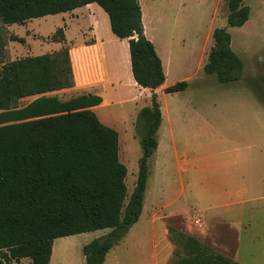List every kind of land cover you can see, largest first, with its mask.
I'll return each mask as SVG.
<instances>
[{
    "label": "rangeland",
    "instance_id": "1",
    "mask_svg": "<svg viewBox=\"0 0 264 264\" xmlns=\"http://www.w3.org/2000/svg\"><path fill=\"white\" fill-rule=\"evenodd\" d=\"M139 3L146 33L156 37L159 45L166 39L176 53L177 67L172 80L167 74L168 85L181 80L188 85L177 92L157 94L162 119L156 134L158 147L148 159L142 211L108 251L104 264H144L150 257L153 233L158 250L169 245L168 264H174L184 253L171 240L168 226L239 264H264V0H242L249 16L236 27L226 25L227 0ZM89 12L93 15L72 21L65 32L76 87L50 95L66 100L95 91L89 87L98 88L106 74L117 78L118 82H106L104 90L115 102L102 103L95 113L104 124L105 118L112 120L110 126L118 133L128 198L141 156L137 113L149 105L150 96L148 90L133 86L128 48L109 30L106 13L96 4ZM63 18V13L49 14L2 26L0 59L54 50L57 43L49 37L62 27ZM89 20L99 23L97 34L107 50L103 57L97 56L95 48L80 50L72 40L79 37L78 24ZM216 27L229 32L231 49L243 63L233 82H219L216 74L202 70L213 44L211 28ZM10 35L24 41L12 40ZM33 98L25 97L21 104ZM107 231L55 238L49 264H84L82 245ZM21 264L31 263L25 258Z\"/></svg>",
    "mask_w": 264,
    "mask_h": 264
},
{
    "label": "trees",
    "instance_id": "2",
    "mask_svg": "<svg viewBox=\"0 0 264 264\" xmlns=\"http://www.w3.org/2000/svg\"><path fill=\"white\" fill-rule=\"evenodd\" d=\"M96 3L108 16L111 32L127 39L135 83L150 89L149 105L139 108L136 128L141 156L127 198L126 167L118 156V133L91 107L101 96L82 93L61 100L48 94L75 85L70 48L62 27L50 40L58 49L13 60L0 59V264H49L55 238L108 231L82 245L85 264H102L106 253L142 211L148 159L157 147L161 110L153 89L165 79L153 43L143 33L138 0H0V30L32 18L69 12ZM226 25L241 26L249 16L242 0H227ZM213 44L202 66L217 81L239 78L243 67L224 27L212 30ZM23 42L22 37L10 35ZM186 80L164 88L183 90ZM34 98L21 104L25 97ZM127 198V199H126ZM183 256L174 264H239L195 237L167 227Z\"/></svg>",
    "mask_w": 264,
    "mask_h": 264
},
{
    "label": "crops",
    "instance_id": "3",
    "mask_svg": "<svg viewBox=\"0 0 264 264\" xmlns=\"http://www.w3.org/2000/svg\"><path fill=\"white\" fill-rule=\"evenodd\" d=\"M138 2H139V0H138ZM94 4H96V3H89L87 5H84V6H81V7H77V8H75V9L69 11V12H63V14L66 15V18H63L62 19V28H63L64 35H65V42L67 40L66 43H69V40H70V39L68 40V38L66 37V33H65L68 30V28L70 26V23L72 21H78L81 18H85L87 15L88 16H92L93 13H90L89 12V8L93 7ZM141 19H142V11H141ZM108 22H109V20H108ZM142 24H143V20H142ZM98 26H99V23H97L96 20H89L85 24L84 23L78 24L77 30L79 32V37L77 39L75 38V39H72V40L77 45V47H80V50L86 52V51L90 50V48L91 49L92 48H95L96 49V52H97V56L103 57V56H105V53L107 52V50H106V47L104 46L103 38H100L99 34H97V32H98ZM101 26L104 27L103 25H101ZM105 30H106V28H105ZM109 30H110V27H109ZM208 30H210V28ZM208 30H207V33H208ZM212 30L213 29L211 28V32H212ZM143 33H144L145 37L147 39H149L153 43L154 48H155V51H156L157 55L159 56V58L161 60L162 69H163V72H164V75H165L164 82L160 86H158L157 88L153 89V91L156 94H158V92H160V91H163L164 92V88L165 87L170 86V85H168V83L166 81V77H167V74H169L170 79H168V80H172L173 79L172 76L174 75L175 68L177 67L175 65L177 63V59H176V55H175L176 53L173 50L170 49L171 44L166 39L164 40V43L163 42L162 43L160 42V45H159L158 39L156 37L149 36L146 33V31H145L144 24H143ZM108 37L111 38L110 33H108ZM87 39H90L91 41L87 42L86 41ZM55 43H57V46L55 47V49H58L61 46V44H62L60 42H55ZM121 44H124L125 49L128 48L127 39H121ZM167 46L169 47V49H166ZM161 48H162V51L160 50ZM186 56H189V54H187ZM131 76H132V74H131ZM106 82L107 83L108 82L109 83H112V82H118V80H117L116 77H113V76H111L109 74H106L105 81L99 83V85H98L99 87L98 88L95 87V86H90L89 87L90 90H95V91L91 92V94H97V95H100L101 96V102H100V104L91 107V109L94 112H95L96 108L99 105H102V103H110V104H113V102H115L114 99H109L107 97V95L105 94V92H104V90H105V83ZM231 82H233V81H231ZM224 83H227V82H224ZM132 84H133V86H136L138 88L140 87V86H138L135 83L133 77H132ZM75 87L76 86L74 85L73 87L68 88V89H74ZM140 88L142 90H148V95L150 96V93H151L150 92V89H148V88H142V87H140ZM63 90H66V89H63ZM53 92H55V91H53ZM50 93H52V92H49L48 94H50ZM104 121L107 123L106 125H108V126L113 125L112 120H110L109 118H105ZM157 147H158V141H157ZM157 147H156V149H157ZM168 246L169 245H166V244L165 245H162L161 246V249L158 250V245H155V237H154V233H153L152 234V237H151V241H150V257L146 261H144V264H168V261H169V256L168 255L170 253V249H169ZM52 249H53V244H52ZM107 253H106V255H107ZM51 254H52V252H51ZM106 255H105V258H106ZM52 256H53V254H52ZM105 258H104V261H103L102 264H104ZM24 259L25 258H23V259L20 260L21 263L23 262ZM50 259H52V258L50 257ZM84 264H85V261H84Z\"/></svg>",
    "mask_w": 264,
    "mask_h": 264
},
{
    "label": "built area",
    "instance_id": "4",
    "mask_svg": "<svg viewBox=\"0 0 264 264\" xmlns=\"http://www.w3.org/2000/svg\"><path fill=\"white\" fill-rule=\"evenodd\" d=\"M195 222H196V223L199 222V217L195 218Z\"/></svg>",
    "mask_w": 264,
    "mask_h": 264
}]
</instances>
